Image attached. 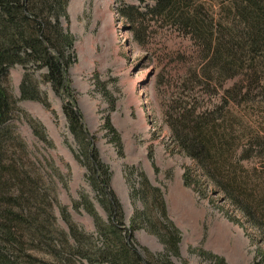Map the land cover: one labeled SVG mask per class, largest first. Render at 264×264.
Wrapping results in <instances>:
<instances>
[{
  "label": "trees",
  "instance_id": "16d2710c",
  "mask_svg": "<svg viewBox=\"0 0 264 264\" xmlns=\"http://www.w3.org/2000/svg\"><path fill=\"white\" fill-rule=\"evenodd\" d=\"M67 2L0 0V264H171L165 256L142 254L135 248L120 204L109 188L110 172L88 142L68 79L74 39L65 33L59 20ZM116 2L118 15L129 26L139 47L146 45L155 29L168 30L193 42L198 61L188 68L179 95L171 101L166 113L168 127L177 148L195 162L203 177L264 239V162L253 164L264 155V131L245 125L240 117L247 118L249 113L242 116L235 109L240 100L251 102L252 84L259 81L255 82L257 76L250 64L249 70L245 68L242 55L245 49L258 56L264 52V0ZM15 66L25 71L20 84L21 100L42 101L34 78V73L41 71L45 72L43 81L65 99L63 112L70 133L81 147L89 180L108 218L102 220L91 203L81 198L79 205L93 218L100 246L64 210L61 215L68 233L56 227L40 184L17 156V151L25 155L26 146L8 126L20 112L9 85V71ZM228 81L234 83L224 89ZM199 93L208 100L201 103ZM28 124L36 137L46 140L41 125L29 118ZM107 128L114 133L108 124ZM185 183L200 185L190 173ZM146 190L152 194L151 206L143 199L146 213H137L132 225L139 221L149 228L157 227L151 231L167 252L175 254L179 234L166 221L160 192L141 175L140 189L133 193L147 199ZM151 208L160 216L157 226L150 219ZM159 223H164L163 228H158ZM212 262L223 264L216 259Z\"/></svg>",
  "mask_w": 264,
  "mask_h": 264
},
{
  "label": "rangeland",
  "instance_id": "374dc122",
  "mask_svg": "<svg viewBox=\"0 0 264 264\" xmlns=\"http://www.w3.org/2000/svg\"><path fill=\"white\" fill-rule=\"evenodd\" d=\"M116 1L68 0L59 20L65 33L74 39L73 62L68 70L70 88L88 142L110 172L109 188L120 204L135 248L142 254L165 256L171 264H213V259L223 264H264L262 236L203 177L195 162L177 148L167 124L166 113L179 95L181 80L198 61L193 42L168 30L155 29L146 45L139 47L129 26L118 15ZM242 57L245 68L249 70L251 65L257 76L254 80L259 81L252 84L251 102L240 100L235 109L240 115L249 113L247 118L240 117L245 125L264 131V90H259L264 87V52L258 56L245 49ZM24 74L20 66L9 71V85L20 112L8 126L26 146L25 155L17 151V156L29 168L31 178L40 184L56 227L68 233L61 215L64 210L100 246L93 218L79 205L81 198L91 203L102 220L108 218L89 180L81 147L70 133L63 112L65 99L43 81L45 72L41 71L35 72L34 78L42 101L21 100ZM233 83L226 82L224 89H230ZM201 96V103L208 100ZM28 118L41 125L45 141L33 134ZM262 162L264 155L253 164ZM189 173L200 183L198 187L186 185ZM141 175L160 192L166 221L179 234L175 254L167 252L153 234L151 230L157 227L149 228L139 221L132 225L137 213H146L143 199L148 207L152 203L149 190L147 199L133 193L140 189ZM76 205L79 207L75 208ZM150 211V219L155 223L160 218L158 211ZM164 223H159L158 228H163Z\"/></svg>",
  "mask_w": 264,
  "mask_h": 264
}]
</instances>
